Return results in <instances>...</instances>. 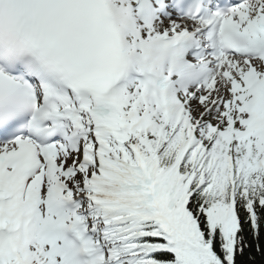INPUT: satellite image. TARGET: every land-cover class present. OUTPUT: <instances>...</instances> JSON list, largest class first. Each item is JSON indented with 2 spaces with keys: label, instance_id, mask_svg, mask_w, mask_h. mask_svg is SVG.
I'll return each mask as SVG.
<instances>
[{
  "label": "trees",
  "instance_id": "trees-1",
  "mask_svg": "<svg viewBox=\"0 0 264 264\" xmlns=\"http://www.w3.org/2000/svg\"><path fill=\"white\" fill-rule=\"evenodd\" d=\"M155 142L152 152L159 160L168 163L174 154L177 136L171 131L165 134H152ZM226 152V147L219 148V156ZM239 161L236 167V209L228 215L230 205L228 190L222 193L205 188L204 182L210 180L207 159L201 162L197 171V180L201 188L192 197L181 224L179 237L193 248L188 254L190 264H264V172L254 169L256 152L247 154L239 148ZM186 166V169L192 168ZM101 215V214H100ZM97 232L101 239L105 256L102 264H150L157 259L171 262L172 257L156 254L152 257L134 242L129 248L124 238L117 234L116 226L108 219L99 218ZM207 252L208 255L204 256Z\"/></svg>",
  "mask_w": 264,
  "mask_h": 264
},
{
  "label": "rangeland",
  "instance_id": "rangeland-1",
  "mask_svg": "<svg viewBox=\"0 0 264 264\" xmlns=\"http://www.w3.org/2000/svg\"><path fill=\"white\" fill-rule=\"evenodd\" d=\"M155 27L150 29L149 27H145L144 30L147 33L148 31H153V33L156 32ZM173 27V24L169 23V27L170 28ZM157 29V27H156ZM164 27H160L157 32H162L164 31ZM238 78V77H237ZM230 86H232V84H230ZM234 88V87H232ZM193 94L192 91L188 90L185 94L184 100L187 102L188 100L190 101V97ZM201 95H204L205 93H200ZM200 94H199V99H200ZM195 99V98H193ZM198 99V97H197ZM198 99V100H199ZM203 99V97H202ZM211 98H209V100L203 104L201 103V106L199 108H196L195 110V114L196 117L203 114V111L206 109V107L208 105H210L211 103ZM192 100V99H191ZM204 100V99H203ZM234 104H236L235 101V96H232V98L230 99ZM212 105V104H211ZM211 109L208 112L207 115V122L204 125V121L202 122V125L199 129V133L201 135L202 132H204V142L205 143H210L211 140H216L218 138V136H226L228 138L231 137L230 134H232L233 137V141L237 138V135L235 134V132L233 131H237L240 129V118L241 115L239 114L238 116H236V114L232 117V119H228V109L221 106V105H215V106H210ZM191 108V106H190ZM179 125H181V123H179ZM215 125L218 126L219 130L218 132L215 134ZM208 130V131H207ZM136 140L148 151V154H150V151L148 149V141L144 135V132L141 131L139 133V135L136 137ZM96 146V144H94ZM65 148L67 149L68 147L65 146ZM82 155V154H81ZM61 151L56 157L59 161V163L61 164L62 168H66L68 166H74L76 168L77 164H82V160H80V153L77 154L74 152V155L68 156ZM105 157H112L114 156L116 159H118L119 157V152L114 151L113 149H109L105 155ZM88 168L84 167L85 172L87 171V173L85 174V172H78L76 175H64L63 172H59L56 174L55 176V180L59 179L61 180L64 184H65V191L68 195V197L71 200L77 201V200H82L81 201V209H82V213L81 216L82 218H84V220L86 221L85 223V228L86 230L89 232L90 230H92L93 228V222L90 220V214L93 212V204L90 202V200L88 199L87 195L82 191V187L88 186L91 181V179L96 176L95 179H97V181L100 182L99 179V174H100V170L101 166L98 165L97 163H93L90 164V166L88 165ZM98 176V177H97ZM77 178V182L73 183V179ZM102 182V181H101ZM52 182H47V184H50ZM163 183L166 185L167 182L165 180V178L163 179L162 176V182H161V187L164 189ZM75 185V186H73ZM137 198L131 201H127L124 202L123 205H134L136 202ZM174 224H175V220L168 215V226H170L173 230H174ZM37 246L39 247V249L41 250L42 254L40 253V255L42 256V262H40L39 264H42L45 262V260L48 262L51 261H55L53 254L51 252H49V249L45 246L42 245L41 243H37ZM35 255H37L35 250L31 249V252Z\"/></svg>",
  "mask_w": 264,
  "mask_h": 264
},
{
  "label": "bare ground",
  "instance_id": "bare-ground-1",
  "mask_svg": "<svg viewBox=\"0 0 264 264\" xmlns=\"http://www.w3.org/2000/svg\"><path fill=\"white\" fill-rule=\"evenodd\" d=\"M264 3V0H263ZM251 4V2L249 3V5ZM248 5V6H249ZM261 11L258 10L257 14L254 15L253 13L249 14L250 18H253L254 21L257 20V16L260 14ZM178 20H182L184 22V27H191V28H196L195 26H193V24H206V22L208 21H190L181 17H178ZM157 24L158 26H163V27H168L169 23H171L170 21H168L166 18L158 16L157 18ZM155 19V20H156ZM177 20V19H176ZM264 23V21L262 22ZM262 25V24H261ZM125 26V35L127 36L128 39L129 38V33H130V27L127 24H124ZM177 27V25H175ZM203 32V31H201ZM156 35L158 34L157 32L155 33ZM201 41L204 43V45L208 44L210 42V37H206L204 38V36L201 38ZM236 60H238V65L235 66V69L232 70L233 71V76L231 75H226L223 74L222 72H220V70L216 67L215 68V73L218 72L219 77L216 83H214V86L211 87L209 90H205V94H207V99L209 100V98H217V103L218 105H221L225 108L228 109V119H232V117L236 114V116H238L239 114V106L238 104L234 105L233 102L230 100L232 98V96H234L235 91L232 89L233 86L236 87L237 90H239V92L243 91V85L240 83L239 79L237 78V76H239V74L241 72H244L246 70H248V66H246L242 60H244L243 58L240 57H234ZM229 61V60H228ZM255 65H258L260 61L256 60L254 61ZM211 79V76L209 77ZM230 84H232V86H230ZM195 96L198 95L199 91H204V85L201 86L200 88H197L195 90ZM131 96V98L134 96L133 91L130 92L129 94H126L123 97V110H124V116L122 118V124L126 125V126H130L131 128L136 125V121L134 122H130L128 120L129 115V111H130V105H129V101H128V97ZM189 103L193 104L194 106H197L198 108L201 106V102L198 101L197 98L189 101ZM89 149V150H88ZM64 150V146L61 145L58 151ZM106 152V151H105ZM105 152H99L96 150L91 149L90 147H87V151L85 152V155H83V163L84 164H92V163H97L98 165L100 164L101 166L105 167L110 173L107 175L108 177H105L104 180L107 181V184L110 185H120L124 180L123 177H119L117 176V171L122 170L123 167L121 163L118 164L116 158L114 157H105L104 154ZM53 156V153H50ZM67 154L69 155H74L72 151L67 150ZM125 169L127 170V168L125 167ZM73 182H77V178L73 179ZM33 187H35L36 183L35 181H32L31 184ZM23 251V250H22ZM28 260L30 261L31 264H38V259L35 255L33 254H24Z\"/></svg>",
  "mask_w": 264,
  "mask_h": 264
}]
</instances>
